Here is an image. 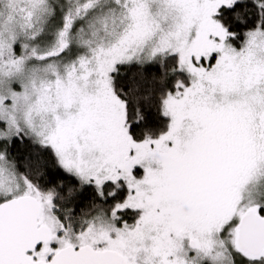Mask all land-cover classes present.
I'll return each instance as SVG.
<instances>
[{
    "label": "snow or ice",
    "instance_id": "1",
    "mask_svg": "<svg viewBox=\"0 0 264 264\" xmlns=\"http://www.w3.org/2000/svg\"><path fill=\"white\" fill-rule=\"evenodd\" d=\"M0 264H264V0H0Z\"/></svg>",
    "mask_w": 264,
    "mask_h": 264
}]
</instances>
